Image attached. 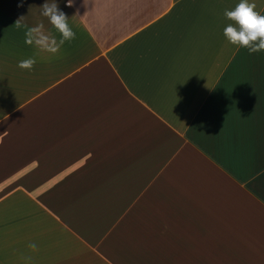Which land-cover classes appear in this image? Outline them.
<instances>
[{
  "label": "crops",
  "instance_id": "obj_1",
  "mask_svg": "<svg viewBox=\"0 0 264 264\" xmlns=\"http://www.w3.org/2000/svg\"><path fill=\"white\" fill-rule=\"evenodd\" d=\"M44 2L0 0V264H264V53L223 36L240 0H56L62 45ZM41 24L56 53L25 43Z\"/></svg>",
  "mask_w": 264,
  "mask_h": 264
},
{
  "label": "clouds",
  "instance_id": "obj_2",
  "mask_svg": "<svg viewBox=\"0 0 264 264\" xmlns=\"http://www.w3.org/2000/svg\"><path fill=\"white\" fill-rule=\"evenodd\" d=\"M72 0H68L71 6ZM43 17L47 18L53 28L60 34L59 44L62 45L66 41L75 38V32L68 24L66 14L59 8L56 0H45L40 6ZM224 16L227 20L232 21L223 30V36L226 41L238 48H246L249 54L264 53V15H260L255 11V4L249 0H240V2L232 10H225ZM17 28L22 27L19 23ZM43 25L29 28L25 33V43L35 44L40 50L56 53L59 45L54 39L42 33ZM36 63L34 58L21 60L18 67L21 69L31 70ZM33 250L37 248L35 243L29 245Z\"/></svg>",
  "mask_w": 264,
  "mask_h": 264
}]
</instances>
